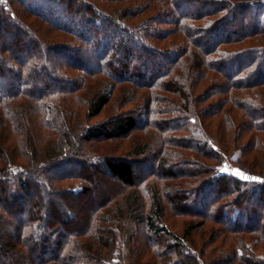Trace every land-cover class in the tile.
I'll list each match as a JSON object with an SVG mask.
<instances>
[{"label": "trees", "instance_id": "trees-1", "mask_svg": "<svg viewBox=\"0 0 264 264\" xmlns=\"http://www.w3.org/2000/svg\"><path fill=\"white\" fill-rule=\"evenodd\" d=\"M124 2L145 20L123 21ZM42 27L59 40L48 43L47 53L61 58L54 66L37 37ZM170 36L177 42L164 49L159 43ZM76 102L87 105L83 116ZM108 105L115 106L109 118L87 123ZM143 130L155 142L131 149L133 158L153 156L137 178L130 157L87 152L90 142ZM240 147L244 171L261 181L219 172L223 156ZM86 168L127 187L148 178L168 183L162 194L170 210L189 216L180 235L162 221L155 185L150 212L133 207L134 220L147 224L150 264H264L242 240L254 234V245L264 242V0H0V193L4 212L16 215L0 226V264H123L111 227L96 225L110 219L94 210L69 230L50 211L58 197L88 191ZM211 186L215 200L184 210ZM212 224L237 245L202 261L203 251L196 255L187 241Z\"/></svg>", "mask_w": 264, "mask_h": 264}, {"label": "rangeland", "instance_id": "rangeland-1", "mask_svg": "<svg viewBox=\"0 0 264 264\" xmlns=\"http://www.w3.org/2000/svg\"><path fill=\"white\" fill-rule=\"evenodd\" d=\"M130 2H124L121 3V6L127 7V10H129V14L123 17V21L129 22L132 25H139L140 20H145L144 15H139V17L134 14L136 11L133 5H130ZM120 5V4H119ZM15 11H18L15 9ZM19 17L26 22H30L29 18L23 17L22 14L18 11ZM34 27V26H33ZM35 30H32L36 33ZM39 35L35 34L38 39H40L41 43L44 44V51L45 53L50 51V48L48 45L51 43L53 44L58 41L54 40V37L57 36L55 33L49 34L43 29H39L37 31ZM19 40H22L25 42L26 36L23 34L18 35ZM8 37L4 36V40L9 41ZM180 39V43H181ZM177 42V39L173 36H170L168 38H165L159 45L163 47L164 49H168V47H171L174 43ZM49 43V44H48ZM48 47V48H47ZM47 58L49 59V62L51 65L57 64L58 61L61 60V58H58L53 56L52 53H47ZM129 60H131L129 58ZM132 62V61H131ZM210 83V79H206L204 82L200 83L201 86L198 87L196 90L197 93H200L199 91L202 90L204 87L208 86ZM88 87V86H87ZM87 88L86 90H89ZM89 92V91H88ZM91 92V91H90ZM89 92V95L92 93ZM81 95L87 96V92L83 91L81 92ZM171 94H168V97H170ZM173 96V95H172ZM115 99V97H114ZM113 101V100H112ZM112 103V102H111ZM211 103V101L204 103L202 106H207ZM133 106V103H128V105L125 108H131ZM87 105H80L78 102H76V110L77 114H80V116H83L84 112L86 111ZM137 107V105L134 106V108ZM115 106L108 105L106 108H104L103 112L98 115L96 118H90L87 123L94 124L95 122H99L105 118H109L111 114L114 112ZM138 109V108H137ZM127 112V111H126ZM145 117V116H144ZM78 118V117H77ZM79 122V120H78ZM216 123H211L210 128V134L213 135L212 138L216 137L217 135V127H215ZM206 131V130H205ZM146 130H143L142 132L133 131L132 133L128 134V136H125V138H119V139H112V140H106V139H99V141H93L88 143L90 145V148L87 152L95 155H106L110 156L111 158L118 157V158H129L131 161L136 162L133 163L134 165V173L137 175L140 173L147 172L148 168L146 165H149V160L151 161L150 150L147 154L143 157L139 158H133L134 156H128L130 153H132L131 149H133V146L136 144H142L144 141L149 142L150 144H153L155 142V137L150 138L148 135H146ZM208 136L209 134L206 131V134ZM154 136V134H153ZM210 136V135H209ZM247 138V137H246ZM87 143V142H86ZM87 146V144H85ZM244 148L240 147L237 150H230L228 155L223 156V162L221 165L218 166L221 169H225V172L229 173L230 175L234 176L236 173H244L248 171H244V161L243 158L240 159L242 156V151ZM256 154L253 150L251 153L247 154L244 158L246 161H252L255 158ZM147 159V160H146ZM146 161V165L144 163ZM142 165H140V163ZM230 162V163H229ZM225 163V164H224ZM233 165V168H230V165ZM249 164V163H248ZM255 165V164H254ZM250 166V165H249ZM257 167V166H256ZM9 170H13L12 168H8ZM260 170L258 167L257 170ZM254 171V172H255ZM83 177L87 178L85 181H87L84 185V187L88 188V191L85 194H78V198H74L73 196L66 195L65 197H58L57 203L51 204L50 211H52L54 219H58V222L61 221V223L58 224L57 227L61 226L65 229L73 230V229H81L85 223H87V220L89 216L91 215V212L94 210H97L94 216L103 215L106 218L110 219L107 223L102 222L98 225L99 227L104 226H110L112 231L115 233L112 235L113 238H115V244L114 249L118 248L119 252L123 254V264H150L151 263V252L155 253L149 246H148V239L146 237L147 232V224L137 222L134 220L133 216L135 213V208L137 205H141L143 207V213L148 214L151 210V194L149 192V186L155 185L161 193L162 196V205L165 208L166 212L164 217L162 218V221L169 227L170 231L173 233L180 235L183 228L186 226L185 221H188L189 216H183L174 213L170 210V207L168 206V202L164 199V195L162 192L165 189V186H167V182L156 179V178H148L147 181H144L143 184H139L140 182H136L135 186H122L117 180L110 179L107 175L103 173H99L97 171H90L86 168V170H83ZM223 172V173H225ZM256 173V172H255ZM228 174V175H229ZM237 175V174H236ZM51 179V178H50ZM140 181V178H139ZM73 185V184H72ZM72 185H70L72 187ZM76 185V184H75ZM5 186V185H4ZM205 193H201V201L198 204L193 203V198L191 199L192 203H189L188 207H184V210H189L190 212L194 210H200L202 211L204 208V204L206 202H212L215 200L216 197H218V193L215 192V188L209 187L204 190ZM132 194H136L138 196V202L131 203L133 200L131 199L127 204L125 201L127 198H130ZM205 194V195H203ZM203 195V196H202ZM4 194L3 192L0 193V201L3 199ZM251 199V198H250ZM197 201V200H196ZM194 201V202H196ZM198 202V201H197ZM250 203L253 202V200L249 201ZM139 203V204H138ZM64 204V205H63ZM0 226L4 223V216H9V220H14L16 215L13 217H10L11 214L6 211L4 203L0 202ZM63 205V206H62ZM132 207V208H130ZM130 208V209H128ZM47 210V209H46ZM7 211H10L7 209ZM112 211V212H111ZM111 212V214H110ZM186 212V211H185ZM94 213V212H93ZM71 214V215H70ZM38 215V214H37ZM40 215V214H39ZM39 217V216H38ZM68 217H71L70 220L65 221L68 219ZM64 220V221H63ZM193 221H197L193 220ZM54 225V224H53ZM207 225L203 227L201 230L192 233L187 241V245H189L198 255L200 254V251H203V255L200 260L203 261L205 258V255L214 254L215 257L219 255L221 257L222 255L228 254L230 251H228V247H234L236 246L235 238L236 236L231 235L230 238H228L225 235H219L218 230H216L217 225L214 226ZM109 229L108 227H106ZM213 228V229H212ZM211 230V231H210ZM213 232V233H212ZM218 233V234H217ZM211 235V236H210ZM225 236V237H224ZM104 240L107 239L106 237H103ZM191 238V241H190ZM255 235L254 234H246L242 240L246 243H248L249 247L254 250L255 257L264 256V242L260 243V245L256 244L254 245ZM108 240V239H107ZM204 242V243H203ZM147 245V247L145 246ZM121 246V247H120ZM202 248V249H201ZM103 253L105 255H109V250H103ZM115 256H117L114 253ZM132 255V258L127 256ZM257 258V257H256ZM206 264V262H205ZM217 264V263H216ZM241 264V263H240Z\"/></svg>", "mask_w": 264, "mask_h": 264}, {"label": "water", "instance_id": "water-1", "mask_svg": "<svg viewBox=\"0 0 264 264\" xmlns=\"http://www.w3.org/2000/svg\"><path fill=\"white\" fill-rule=\"evenodd\" d=\"M236 177H238L241 180H250V181H258V180L261 181L262 180L261 177H259V176L256 177V176L250 175L247 172L239 173Z\"/></svg>", "mask_w": 264, "mask_h": 264}, {"label": "built area", "instance_id": "built-area-1", "mask_svg": "<svg viewBox=\"0 0 264 264\" xmlns=\"http://www.w3.org/2000/svg\"><path fill=\"white\" fill-rule=\"evenodd\" d=\"M230 163V162H229ZM225 164V163H224ZM230 168H233V165L231 164L230 165ZM219 172H225V169H221V168H219ZM226 174H229V173H227V172H225ZM237 175L239 174V173H236ZM236 174H234V176L236 177L237 175Z\"/></svg>", "mask_w": 264, "mask_h": 264}]
</instances>
